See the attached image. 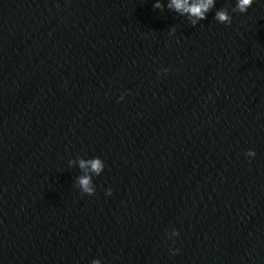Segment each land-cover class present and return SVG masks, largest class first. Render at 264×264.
Returning a JSON list of instances; mask_svg holds the SVG:
<instances>
[{
	"label": "clouds",
	"instance_id": "clouds-1",
	"mask_svg": "<svg viewBox=\"0 0 264 264\" xmlns=\"http://www.w3.org/2000/svg\"><path fill=\"white\" fill-rule=\"evenodd\" d=\"M254 0H236L235 6H226L215 11V15L213 17L214 20L219 22L220 24H224L226 26H230L233 22V17L231 13H247L248 9L253 5ZM216 5V0H168L167 8L169 10L174 11L180 16H185L187 20L190 22L191 26H197L201 21L207 19V15L211 12ZM229 7H231V12L229 11ZM154 9L164 10L165 4L161 2V0H155L153 5ZM175 28H172L169 35L174 34ZM171 68H162L158 74H167L171 71ZM124 94H121L120 100L124 99ZM245 155L249 158H252L256 155L255 151L249 149ZM76 161H70L69 163H75ZM78 166L82 172L81 175L77 177L76 186L80 189L82 194L93 195L96 191L95 185L93 183V175L99 176L104 168V161L99 158H89L85 159L83 157H78ZM113 190L111 188L106 190V195H112ZM170 237L179 236V232L175 229L171 231L169 234ZM179 249L170 250L171 255L178 254ZM91 264H102L100 259H94L91 261Z\"/></svg>",
	"mask_w": 264,
	"mask_h": 264
}]
</instances>
